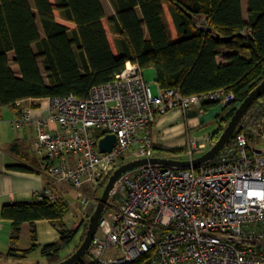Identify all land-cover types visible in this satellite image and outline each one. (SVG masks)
<instances>
[{
    "label": "built area",
    "instance_id": "2783aa9c",
    "mask_svg": "<svg viewBox=\"0 0 264 264\" xmlns=\"http://www.w3.org/2000/svg\"><path fill=\"white\" fill-rule=\"evenodd\" d=\"M235 100L226 89L184 96L159 87L153 95L144 69L129 62L109 82L93 86L86 98H48L46 116L35 118L28 109L15 124L35 127L37 152L50 162L51 184L37 193L43 200L53 198L52 185L58 184L97 192L134 146L152 157L160 116L175 109L200 112L211 102L224 108ZM237 130L201 166L148 165L124 175L88 256L98 264H130L144 257L141 264H264V105L252 106ZM98 133L103 136L97 138ZM109 134L117 142L104 153L99 141ZM216 142L213 136H192L185 152L193 160L197 150H210Z\"/></svg>",
    "mask_w": 264,
    "mask_h": 264
},
{
    "label": "trees",
    "instance_id": "16d2710c",
    "mask_svg": "<svg viewBox=\"0 0 264 264\" xmlns=\"http://www.w3.org/2000/svg\"><path fill=\"white\" fill-rule=\"evenodd\" d=\"M112 2L117 14L109 22L118 36L117 53L104 26L102 0H0V106L31 100L36 108L41 99L70 94L86 98L93 86L109 82L132 62L144 70L154 68L159 87L177 89L184 96L217 89L234 92L235 102L223 108L229 111L228 118L214 133L218 140L240 103L264 80V0H248V20L243 0ZM163 3L174 18L176 40L164 24ZM193 17L206 18L209 30H200ZM212 30L222 37H234L227 43L218 42ZM221 48L229 52L225 62L218 60ZM12 63L17 65L18 74ZM257 103L264 105V95L253 106ZM218 104L206 103L203 110ZM102 136L97 134V138ZM114 170L97 191L104 190ZM69 213L70 206L63 198H44L3 209V216L13 220V240L27 221L45 219L58 224ZM92 213L75 251L85 239ZM79 232L80 227L62 230L59 241L40 247L48 264L71 255L62 257L75 244ZM33 238L36 240L35 232ZM38 247L35 244L21 253L11 250L7 256L24 258ZM87 257L88 253L75 264H84ZM145 258L130 264H141Z\"/></svg>",
    "mask_w": 264,
    "mask_h": 264
},
{
    "label": "crops",
    "instance_id": "0c3cea01",
    "mask_svg": "<svg viewBox=\"0 0 264 264\" xmlns=\"http://www.w3.org/2000/svg\"><path fill=\"white\" fill-rule=\"evenodd\" d=\"M102 4L107 19L117 14L112 0H102ZM243 12L245 19L248 20V2H246L245 7L243 1ZM228 55L227 49L221 48L219 62H225ZM10 58L14 59V52L10 53ZM40 65L44 72V64L41 62ZM12 67L18 74L17 65H12ZM38 102L39 106L36 108L33 107L31 100L22 101L15 106H0V264H48L47 259L41 254L40 247L59 241L62 230L80 227L79 235L75 241V244H78L96 201V198L91 196L93 201L87 205H82L81 200V204L74 208L68 203L70 213L58 224L45 219L34 222L27 221L20 227L18 237L15 240L12 239L14 232L13 220L3 216L4 207L35 203L39 200L37 193L42 192L44 188L51 184L47 174V167L50 162L37 152L35 127L33 125L19 127L15 124L21 118L23 112L28 109L33 110L35 118L46 116L49 107L48 98L41 99ZM219 113L220 106L218 105L205 111L202 118L199 116L191 118L189 114L186 115L180 109L170 111L166 115L160 116L154 126V145L161 143L165 148L164 150L183 146L182 150H185L188 138L195 136L194 130L201 128L205 124L206 118L210 119L213 115L218 116ZM174 126L177 127L173 128ZM193 128L195 129L193 130ZM156 130H158V133H156ZM71 159H74V157H71ZM52 190L53 200L65 199L64 190L78 191V196L81 199L85 195H91L88 188L79 190L68 184L52 185ZM33 232L36 234V240L33 238ZM35 244L39 247L28 253L24 258L7 256V253L11 250L14 253H21L32 248ZM112 254L113 252H108V257H111ZM84 264L98 263L88 256L84 260Z\"/></svg>",
    "mask_w": 264,
    "mask_h": 264
},
{
    "label": "water",
    "instance_id": "95a60500",
    "mask_svg": "<svg viewBox=\"0 0 264 264\" xmlns=\"http://www.w3.org/2000/svg\"><path fill=\"white\" fill-rule=\"evenodd\" d=\"M193 19L195 24L200 30L202 31L209 30L208 20L206 18L200 19L198 17H193ZM211 32H212V37L218 42L227 43L230 40H232L234 37V36L222 37L219 33H217L214 30H212ZM263 95H264V80L250 93V95L243 102L240 103L234 115L232 116L231 120L229 121L226 129L224 130L220 138L217 140L215 145L205 154H203L198 158H195L193 160L183 161V160H177L166 157H150V158L144 157L129 162H125L122 165H120L110 176L103 190L102 196L97 201L96 208L89 219V226L84 241L79 246V248L76 251H74L69 257L56 264H75L87 255L91 247L93 238L95 237L98 231L101 218L103 217L107 209V206L109 204V199L117 183L124 175L148 165H157V166L172 167L179 169H190L192 167L195 168L210 162L221 152V150L232 139L236 130L238 129V126L242 118L253 106V104ZM188 114L191 118H195L199 116V112L195 109L190 110ZM116 142H117L116 135L114 134L106 135L99 141V148L104 153L110 152L114 148ZM233 153L234 152H232V154Z\"/></svg>",
    "mask_w": 264,
    "mask_h": 264
},
{
    "label": "rangeland",
    "instance_id": "374dc122",
    "mask_svg": "<svg viewBox=\"0 0 264 264\" xmlns=\"http://www.w3.org/2000/svg\"><path fill=\"white\" fill-rule=\"evenodd\" d=\"M243 1L245 3V7H246V2H248V0H243ZM163 6L165 8V13H164V17H163L164 24L167 28V31H168L171 39L176 40L178 38V31H177V27H176L174 18L172 17V15L169 11L168 5L166 3H163ZM104 26H105L106 31L108 32V36H109L112 48H113L114 52L117 53V51H118V47H117L118 46V36L114 32V27L112 24H110L109 18L107 19V17L104 21ZM12 65L15 66L14 63H12ZM144 74H145L146 81L150 84L152 94L157 95L158 89H159V84L157 82L156 70L152 67H149V68L145 69ZM218 106H220L219 116L221 115V117L213 115L212 118H210V119L206 118L205 124L201 128H196V129L193 128V130L195 129L193 132L195 134V136H198V137L213 136L214 140L217 141L215 139L214 133L218 130V128L223 123L222 120L224 118H226V119L228 118V113H229V111L223 110V104L219 103ZM199 111H200L199 117L202 118L205 115V112L203 109H200ZM175 127H177V126H174L173 128H175ZM156 133H158V130H156ZM183 148H184L183 146H179V147H176V148H173L170 150H167V149L164 150L165 148L161 145V143H158V145L155 146L152 157H166V158H172V159L183 160V161L189 160L190 156L184 150L182 151ZM175 151H180V152L175 153ZM207 151L208 150H197V152L195 154V158L202 156ZM143 157H145L144 151L139 146H134L132 148V150L126 155L125 162H129V161L136 160V159L143 158ZM138 171H139V169H136V170L126 174L124 177H131V176L137 174ZM102 193H103V191H100V190L97 192H90L91 195H85L84 197H82V199L79 198V196H78L79 192L76 190H64L63 194H64V198L68 201V203L70 204V206L72 208L78 207L81 204V200H82V205L83 204L87 205L89 202L93 201L91 196L95 197L96 201L94 202V208H96L97 201L102 196ZM84 200H87V202L85 203ZM76 245L77 244H75L72 248L67 250L66 253H64L62 255V257L63 258L66 257L67 254H69L73 250H75Z\"/></svg>",
    "mask_w": 264,
    "mask_h": 264
}]
</instances>
